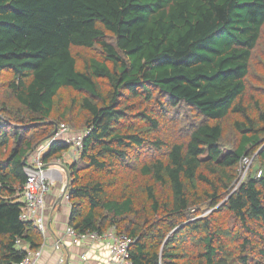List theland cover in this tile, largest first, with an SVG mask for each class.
Returning <instances> with one entry per match:
<instances>
[{"label":"trees","instance_id":"1","mask_svg":"<svg viewBox=\"0 0 264 264\" xmlns=\"http://www.w3.org/2000/svg\"><path fill=\"white\" fill-rule=\"evenodd\" d=\"M263 31L264 0H0L15 104L0 102V264L45 243L15 195L64 123L83 132L65 167L78 234L126 236L132 264H264V101L248 80ZM71 146L53 140L41 161Z\"/></svg>","mask_w":264,"mask_h":264},{"label":"built area","instance_id":"2","mask_svg":"<svg viewBox=\"0 0 264 264\" xmlns=\"http://www.w3.org/2000/svg\"><path fill=\"white\" fill-rule=\"evenodd\" d=\"M62 132L63 131L59 130L54 136H52V138L49 139L46 145H40L38 154L32 156L30 162L28 163L29 165L24 167L26 182L21 191L15 195L16 202L23 205V212L20 215V219L23 221L33 222L34 226L42 233L45 240L47 234L45 213L47 214L48 212L46 196L56 177H54V179L48 178L47 172L43 169L39 159L40 156L42 157L41 154H44L47 147L53 140H59V136ZM81 140L82 136L76 141L72 140V142L77 148H80ZM68 141L69 139L66 138V142ZM244 163H250V160L245 157ZM61 196L68 202V193L66 190L61 192ZM65 235L70 238L73 244L79 243L82 239L87 237V235L108 238L109 246L106 264H132L129 255V245L131 244L130 239L124 235H116L113 230L105 232L102 236H98L95 233L80 235L73 227L67 225L65 228ZM61 246V239H56L53 244V248L55 250H60ZM43 247L44 244L34 251H28V254L21 261L15 264H36L42 254ZM85 258V255L81 256V260H85ZM54 264L70 263L63 256H61L54 262Z\"/></svg>","mask_w":264,"mask_h":264},{"label":"rangeland","instance_id":"3","mask_svg":"<svg viewBox=\"0 0 264 264\" xmlns=\"http://www.w3.org/2000/svg\"><path fill=\"white\" fill-rule=\"evenodd\" d=\"M259 43L260 44H259L258 48L254 52V56H253L254 58L252 60L251 66H250V73H249V77H248V80L251 78L250 82H249V93H254L256 97L263 98V101H264V91L258 90L255 88V86H257V85H261L264 88V31L262 33L261 40ZM73 50H74L75 55L77 56L78 59H80L81 54H95L96 53V51H91L89 49L81 48V47L74 48ZM10 78H11V73L4 72L3 76L0 79V102L3 101L5 103H7L9 107H13V106L15 107V104H13V100L11 98H9L7 87H6L7 82L9 81ZM71 95L72 94L70 92H62L61 95L59 96V99L62 103H66V102L69 103V99H70ZM170 117H171L170 114L169 115L161 114V117L159 116V118L161 119V126L164 130L163 134L166 138H168V137L171 138V137L177 136L176 130L179 126V122L177 121V120H179V117H177L176 121L174 120V122L170 121ZM224 126H225V132H226L227 136L232 138L235 132L232 128L230 121H225ZM59 130L63 131L59 136L60 141H66V138H68L69 139L68 143H71L72 144L71 147H73L75 149L72 151L73 153L71 156H68L67 154H65L68 151L67 150L66 152L62 153L61 158H59L60 160L54 159L56 163L63 162L64 169H65L66 166L72 164L73 162L77 161V159H78L80 150H79V148H77L74 145L72 140L76 141L79 137L82 136L83 132L81 130L70 128L69 126H66L65 123H64V125H61V127L58 130L56 129V132H58ZM50 138H52V137H50ZM48 141H49V139L47 141L43 142L41 145L42 146L46 145V143ZM39 147H37L32 152V154L30 156V160H31L32 156L38 154ZM155 154H156V152H152L148 149L140 150L139 153L138 152L136 153V155L138 156V158L141 159V161H145L147 158H149L151 156L154 157ZM41 155H43V154H41ZM63 156L67 159L63 160V158H64ZM39 162H41L43 169L47 172L48 178L54 179V177H56V179L58 180L56 184L51 185L49 192H51V190H53L56 187V192H59V189H60V196H61V192L63 191V186L60 183V181H61V175L60 174H62L63 177L64 176L67 177L66 169L64 171H63V169H59L58 167L55 169H51V170L45 169L47 166H44V163L41 161V156H40ZM251 162H252V160L250 161V163H246V164L243 162L242 166H245L246 171H247L248 167H251V168L255 167V163L251 166ZM243 171L244 170H242V172ZM65 182H67V184H68L67 178H66ZM63 201H65V200L63 199ZM56 213L57 212H55V214ZM47 219H48V216L45 213V222L46 223H47ZM46 230H48V229L46 228ZM44 241H45V239H44ZM55 251L58 252V250H55Z\"/></svg>","mask_w":264,"mask_h":264},{"label":"crops","instance_id":"4","mask_svg":"<svg viewBox=\"0 0 264 264\" xmlns=\"http://www.w3.org/2000/svg\"><path fill=\"white\" fill-rule=\"evenodd\" d=\"M75 150L71 147L65 154L72 155V151ZM65 156V155H64ZM63 156V157H64ZM62 157V158H63ZM59 159V158H58ZM67 158H63L66 160ZM47 166L45 169L51 170L55 168H63L64 164L56 163L55 160L44 163ZM61 175V185L63 186L66 180V176ZM57 179L53 184L57 183ZM55 186V185H54ZM56 187L51 190L46 196L47 212V234L42 254L36 264H54V262L61 256H63L70 264H106L108 257L109 239L104 237H95L93 235H87L82 241L77 244H73L65 235V227L67 226L70 206L67 200L61 198L60 189L56 192ZM63 199L65 201H63ZM55 212H57L55 214ZM54 221V222H53ZM53 222V223H52ZM61 239V249L54 250L53 244L56 239ZM85 255V260H81V256Z\"/></svg>","mask_w":264,"mask_h":264},{"label":"water","instance_id":"5","mask_svg":"<svg viewBox=\"0 0 264 264\" xmlns=\"http://www.w3.org/2000/svg\"><path fill=\"white\" fill-rule=\"evenodd\" d=\"M55 132H56V128H55V130L53 131V134H54ZM53 134H52V135H53ZM66 187H67V182H65L64 185H63V191L66 190ZM61 198H62V197H60V199H61Z\"/></svg>","mask_w":264,"mask_h":264}]
</instances>
